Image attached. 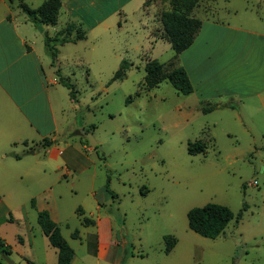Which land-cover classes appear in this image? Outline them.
<instances>
[{
    "label": "rangeland",
    "instance_id": "rangeland-1",
    "mask_svg": "<svg viewBox=\"0 0 264 264\" xmlns=\"http://www.w3.org/2000/svg\"><path fill=\"white\" fill-rule=\"evenodd\" d=\"M94 1L79 3L74 21L87 39L65 47L63 56L74 72L58 77L73 85L82 140L86 142L84 131L91 133L99 148L90 153L92 163L79 177L56 172L51 165L45 175L44 166L37 165L25 168L31 174L21 178L17 173L23 171L9 164L16 161L0 164V193L14 207L0 219V234L13 251L10 260L1 253L0 264H25L20 255L28 256L30 248L19 239L30 235L35 264L58 263L38 222L40 207L53 210L76 252V264H107L90 257L87 233L95 230L84 227L78 213L82 208L96 220L98 203L105 199L102 190L108 199L102 214H110L123 232L119 264H264V139L254 141L231 112L204 114L169 82L145 90L150 61L164 64L166 71L177 66L161 18L171 10L169 2ZM27 4L37 8L41 0ZM235 11H240L237 19ZM193 15L202 21L264 23V0H200ZM124 60L130 65L126 77L113 81ZM212 121L218 124L213 127ZM197 141L207 153L191 156L188 145ZM37 154L44 156L43 149ZM211 203L229 207L236 216L243 213L217 239L201 237L188 225L190 210ZM76 231L80 239L73 238ZM168 236L178 242L170 254L165 252Z\"/></svg>",
    "mask_w": 264,
    "mask_h": 264
},
{
    "label": "crops",
    "instance_id": "crops-1",
    "mask_svg": "<svg viewBox=\"0 0 264 264\" xmlns=\"http://www.w3.org/2000/svg\"><path fill=\"white\" fill-rule=\"evenodd\" d=\"M44 1L41 0V5ZM85 1L95 3L94 0H63L57 24L45 26L44 31L54 37L69 23H77L74 20L81 9L79 3ZM239 13L234 12L236 19ZM108 18L99 21L90 32L96 31ZM234 22L218 18L203 20L195 42L178 56L176 63L189 75L194 92L187 97L195 101L198 109L201 110L203 103H209L216 109L208 115L233 113L236 115L235 122L244 125L256 141L264 139V23L261 20L256 24L253 21L247 24L239 20ZM80 43L60 46L56 65H53L46 52L44 34L28 20L17 3L0 0V164L9 159L16 161L17 164H9L23 171L17 173L21 178L31 174L25 168L32 169L34 166L37 169V165L44 166L45 175L51 165L56 172L79 177L89 168L86 163H92L90 153L95 149L76 135L79 130L74 115L76 102L60 85L58 77L60 74L69 78L74 72L66 64L70 59L64 58L63 50L68 45L78 47ZM217 124L212 121L211 125L215 127ZM38 148L44 151V156L39 158ZM3 172L0 171V176ZM8 173L6 171L5 175ZM101 192L105 199H100L98 203L96 220L93 218L95 215L91 213L88 216L85 210L79 208L83 218L94 221L88 226L82 223L84 227L92 226L95 230L87 233L88 252L98 261L119 264L118 250L123 245V232L117 228L110 214H102L101 206L107 196L103 190ZM95 194L92 193L98 197ZM0 197L1 219L14 207L10 198H3L1 193ZM32 203L35 207L36 201ZM42 211H48L59 226L60 222L50 207H40L39 212ZM0 240L9 249V254L4 256L9 259L8 256L13 253L11 245L1 234ZM19 240L30 248L28 256L20 255L25 264H35L34 237L30 235L29 239ZM54 253L58 257L57 250L54 249ZM76 260L75 252L72 264H76Z\"/></svg>",
    "mask_w": 264,
    "mask_h": 264
},
{
    "label": "trees",
    "instance_id": "trees-1",
    "mask_svg": "<svg viewBox=\"0 0 264 264\" xmlns=\"http://www.w3.org/2000/svg\"><path fill=\"white\" fill-rule=\"evenodd\" d=\"M9 1L12 4L17 3L18 8L27 16L28 20L44 34L46 52L52 59L53 65H56L60 46L69 43L77 44L78 42L87 39V32L77 23H69L54 37H51L44 31L43 28L45 26L57 24L63 0H45L37 9L31 8L27 4V0ZM162 2H169L171 7L170 11L163 12L161 18L164 28V36L171 44L175 53L174 60L176 61L180 54L193 45L202 29L203 21L193 15V12L200 5V0H162ZM171 66H173L172 63ZM129 67V63L124 60L120 69L114 76L113 81L123 80L126 77ZM145 71V90L147 91H152L153 89L158 88L161 84L169 82L180 95L189 96L194 92L193 84L183 67L176 66L172 70L166 71L164 64L157 60H153L146 65ZM58 76H60V74H58ZM60 82L71 90V99L74 101L76 94L73 90V85L67 83L62 78L60 79ZM131 99L129 102H131ZM215 109L216 106L213 104L203 103L201 105V111L204 114L211 113ZM76 135L82 136L79 131H77ZM85 141V143L90 146L88 140L86 139ZM98 148L99 146L96 147L95 150ZM188 153L191 156L206 154L207 148L201 141H197L196 143H190L188 145ZM15 157L20 159L19 156ZM105 190L110 193L108 185ZM244 210H247V206H245ZM78 213H80L81 216L84 215L81 209L78 210ZM242 217V212L236 216L229 207L211 203L204 207L190 210L188 213V225L191 231L201 237L217 239L225 233L233 220L236 219L237 222H240ZM38 222L44 235L48 238L50 245L57 250V264H72L75 257V251L62 235L60 227L52 220L50 213L48 211L40 212ZM92 223H94V221L88 218H83L84 225L88 226ZM78 236L79 232L76 231L73 234V238L76 239ZM165 243V252L166 254H170L178 242L174 237L168 236L165 238ZM1 253L7 256L9 254V249L6 248L0 240V254Z\"/></svg>",
    "mask_w": 264,
    "mask_h": 264
},
{
    "label": "water",
    "instance_id": "water-1",
    "mask_svg": "<svg viewBox=\"0 0 264 264\" xmlns=\"http://www.w3.org/2000/svg\"><path fill=\"white\" fill-rule=\"evenodd\" d=\"M84 138H86L92 148L98 147V143L95 141L93 135L91 133L83 132Z\"/></svg>",
    "mask_w": 264,
    "mask_h": 264
}]
</instances>
